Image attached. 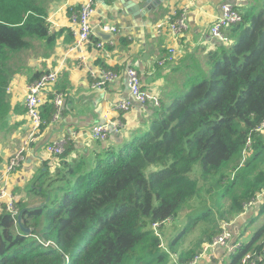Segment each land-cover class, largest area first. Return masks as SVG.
Segmentation results:
<instances>
[{
  "label": "trees",
  "instance_id": "trees-1",
  "mask_svg": "<svg viewBox=\"0 0 264 264\" xmlns=\"http://www.w3.org/2000/svg\"><path fill=\"white\" fill-rule=\"evenodd\" d=\"M49 2L0 0V126L9 115L14 60L34 41L54 43ZM235 9L241 22L226 30L228 42L207 53L206 71L170 92V104L154 109L141 133L78 158H69L65 147L54 169L44 163L34 176L27 198L35 202H14L15 215L2 207L0 264H159L165 255L152 224L175 217L202 188L199 202L222 189L226 222L253 204L264 192V134L258 131L264 122V0ZM58 92L67 99L66 91ZM51 98L40 109L47 123L55 113ZM248 139L250 151L243 154ZM150 165L159 169L146 175ZM218 232H205L197 250L178 256L177 264L199 254ZM241 245L231 264L264 250V224Z\"/></svg>",
  "mask_w": 264,
  "mask_h": 264
},
{
  "label": "crops",
  "instance_id": "crops-1",
  "mask_svg": "<svg viewBox=\"0 0 264 264\" xmlns=\"http://www.w3.org/2000/svg\"><path fill=\"white\" fill-rule=\"evenodd\" d=\"M49 1L47 21L54 43L48 47L45 40L34 41L31 50L20 53L18 62L14 60L18 67L15 66L6 91L9 115L0 126V185L7 189V194L16 203L36 201L32 197L27 198V191L44 163L51 169L57 165L58 157H50L47 151L53 142L64 140V146L71 149L69 158H78L86 151L96 150L100 153L106 147L119 145L129 139L131 132L148 125L157 106L152 105L151 101L141 104L132 97L127 85L128 68L136 70L142 90L156 97L160 105L163 98H168L170 92L166 87L176 79L174 73L179 68L183 70L181 84L186 77L206 71L207 53L221 43L212 37L210 29L221 17L222 5L242 8L252 0H131L139 10L133 15L119 0H98L92 17L93 34L90 43L81 51L72 49L76 40V26L71 22V16L83 0ZM183 11L186 27L173 34L168 25ZM103 26L112 27L114 31H103ZM98 43H102V48L96 47ZM49 71L58 73L54 91L67 92L62 118L50 122L40 131L37 141L26 147L24 162L16 171L7 173L9 158L22 147L29 134L24 105L27 88L42 73ZM102 71H111L116 78L104 87H94ZM118 100L128 102L129 110L121 112L116 109L114 103ZM111 123L121 125L117 132L111 131L104 141L92 138V127ZM253 203L254 207L257 203L261 208L264 192ZM1 204L0 200V207ZM251 209L246 206L242 214L226 222L229 224L228 230L241 244H247L255 233L244 232V238L251 234L247 242L239 239L244 223H248L250 217L245 213ZM171 243L169 241L166 247ZM191 250L178 256H186ZM160 252L165 251L160 247ZM208 254L213 258L208 260L204 257L196 264L232 262V255L223 248L215 247Z\"/></svg>",
  "mask_w": 264,
  "mask_h": 264
},
{
  "label": "built area",
  "instance_id": "built-area-1",
  "mask_svg": "<svg viewBox=\"0 0 264 264\" xmlns=\"http://www.w3.org/2000/svg\"><path fill=\"white\" fill-rule=\"evenodd\" d=\"M98 0H83L79 9L74 12L71 16V22L76 26V40L72 49L81 51L87 47L90 43V36L93 34L92 17L94 15L95 4ZM222 15L217 19L211 29V35L221 43H227L228 38L224 33L225 29L240 23L241 16L233 7L229 5H222ZM170 31L173 34L179 32L180 29L185 28V11L177 16V19L168 25ZM103 31L113 32L114 28L109 26H103ZM102 43L96 45L97 48H102ZM127 85L132 97L141 104H145L148 101L154 106H159V101L156 97L148 95L141 88L140 78L133 68L126 70ZM116 78V74L111 71H102L100 80L94 83V87H104L108 83L112 82ZM58 80V73L56 71H49L42 73L36 80H34L27 88L25 97V117L31 130L28 135L30 139H37L40 133V129L44 125H48L49 122L42 120L40 115L41 106L46 102L47 96L51 95V103L55 107V113L51 118V121H56L61 117V111L64 106L66 95L54 91V86ZM8 89V88H7ZM114 107L121 112L129 110L130 104L126 101H115ZM120 124H99L91 128L92 138L100 141H104L107 138L108 133L111 131L117 132L120 128ZM258 131L264 134V122L258 128ZM62 144L65 145L64 140H61L59 144L54 145L52 148L57 155L61 153L60 147ZM29 144L23 142L22 147L17 150L8 160L6 172H14L24 162V152ZM250 151V140H247L246 148L243 154L249 153ZM58 157V156H57ZM0 200L2 204H5L4 208L11 215L16 214L14 208V198L7 194V189L0 185ZM159 226V223H154L151 229L154 230ZM229 224L224 222L219 228V232L210 243L205 244L202 247V251L197 254L188 264H196L201 261L204 257L208 260L212 259L213 256L208 254L210 249L215 247L223 248V250L229 254H235L238 249L242 246L239 241L233 237L232 233L228 230ZM46 245H53L47 242ZM264 264V250L262 252L250 251L246 253L240 260V264Z\"/></svg>",
  "mask_w": 264,
  "mask_h": 264
},
{
  "label": "rangeland",
  "instance_id": "rangeland-1",
  "mask_svg": "<svg viewBox=\"0 0 264 264\" xmlns=\"http://www.w3.org/2000/svg\"><path fill=\"white\" fill-rule=\"evenodd\" d=\"M178 70L179 71H176L174 73L176 79L173 80V82H171L166 87V90L168 92L173 93L177 89L182 88L181 79H182L183 70L182 68H179ZM186 91L187 89L183 90L184 93ZM170 102H171L170 97L163 98V104L169 105ZM141 132H142L141 129H137L132 133V135ZM198 167H200V163H196L194 165L190 175L194 171H196ZM158 169L159 167L155 165H150L146 170V175L149 172ZM194 176L198 180L199 185H201L202 180L199 178V176L197 174ZM209 180H213V179H209ZM202 192H203V188L202 190H200L199 195L196 196V198H193L191 201L187 202L182 206V208L175 217L168 219L162 223H159L160 225L156 227L154 230H152L155 236L160 237V241H162V245L160 244V247L162 248L163 251H165L163 253L159 251L160 254L165 255L163 259L159 257V259H162L159 264H177L176 261L178 254L185 252L189 249L197 250V246H198L197 244L199 240L203 237L205 232H207L212 227L219 229L221 224L226 222L224 220L226 215L222 213V211L219 209L220 206L219 202L223 207H226L228 204L227 201H225V198L222 200L223 198L222 189L217 188L214 193L215 195L209 193L204 194L203 199L199 202V199L197 197H200ZM253 205L254 203L252 205H249L248 207H251L252 209L249 212L245 213L250 217L248 219V223H244V230L242 232V235L239 237V239L243 242H247V239L251 237L250 234L248 235V237L244 238V232L254 233L264 222V211L260 213L261 210L260 205H258L257 203L255 207ZM4 206L5 204H1L0 212L2 211L1 209H3L2 207ZM3 210L5 211V209ZM253 211L255 212L252 215ZM169 241H172V243L171 245H169V247H166L169 244ZM171 248H173V250H170ZM208 264H211V261Z\"/></svg>",
  "mask_w": 264,
  "mask_h": 264
},
{
  "label": "bare ground",
  "instance_id": "bare-ground-1",
  "mask_svg": "<svg viewBox=\"0 0 264 264\" xmlns=\"http://www.w3.org/2000/svg\"><path fill=\"white\" fill-rule=\"evenodd\" d=\"M30 130H31V128H30V126H29V133H30ZM110 133H108V135H109ZM29 135V134H28ZM108 135H107V137H108ZM37 141V139H30V138H28V136L26 137V139H25V142H27L29 145L30 144H32V143H35ZM60 141L61 140H58V141H55V142H53L49 147H48V149H47V151H48V154H49V156L50 157H53V158H56L57 156H59V155H61L63 152H64V148H65V146H64V144H62V146L60 147V149L62 150L61 151V153L59 154V155H57L56 153H55V151L53 150V146L54 145H56V144H59L60 143ZM65 142V141H64ZM5 209V208H4ZM2 210V209H1ZM6 211V210H5ZM7 212V211H6ZM9 213V212H8Z\"/></svg>",
  "mask_w": 264,
  "mask_h": 264
},
{
  "label": "water",
  "instance_id": "water-1",
  "mask_svg": "<svg viewBox=\"0 0 264 264\" xmlns=\"http://www.w3.org/2000/svg\"><path fill=\"white\" fill-rule=\"evenodd\" d=\"M119 2L126 8V9H128V11L130 12V14H132L133 15V13H136V12H139V10H138V6H136L135 4H133L132 2H131V0H119ZM147 2V1H146ZM141 15H139V17H140ZM138 17V16H137ZM260 199H261V197H260ZM18 222H20V218H18ZM24 231L26 232V233H29L30 232V230L29 229H24Z\"/></svg>",
  "mask_w": 264,
  "mask_h": 264
},
{
  "label": "clouds",
  "instance_id": "clouds-1",
  "mask_svg": "<svg viewBox=\"0 0 264 264\" xmlns=\"http://www.w3.org/2000/svg\"><path fill=\"white\" fill-rule=\"evenodd\" d=\"M158 107V106H157ZM160 225V224H159ZM158 237V236H157ZM160 239V237H158Z\"/></svg>",
  "mask_w": 264,
  "mask_h": 264
}]
</instances>
